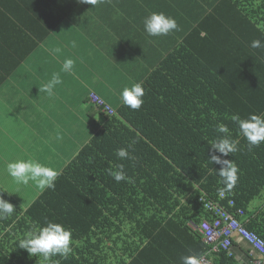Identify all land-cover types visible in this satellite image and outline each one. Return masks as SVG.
Here are the masks:
<instances>
[{
    "label": "trees",
    "instance_id": "1",
    "mask_svg": "<svg viewBox=\"0 0 264 264\" xmlns=\"http://www.w3.org/2000/svg\"><path fill=\"white\" fill-rule=\"evenodd\" d=\"M213 3L209 13L202 8V21L187 24L183 43L141 84L140 110L110 106L116 111L110 116L95 107L105 119L57 177L55 189L42 191L23 208L0 186V196L15 207L0 219V264H39L19 242L47 221L72 229L75 242L98 235V218L133 224L140 241L131 264H182L184 256L208 252L198 230L210 217L202 198L217 200L225 193L224 205L236 203L230 211L251 213V204L264 192V142L249 151L230 117L264 115V47H250L257 39L264 45V0ZM218 123L228 126L237 152L223 156L211 150L221 135L215 131ZM129 144L133 159L118 158L116 150ZM213 154L237 165L232 189L217 175L221 165L211 162ZM118 165L128 178L119 183L108 174ZM251 214L246 227L264 239V210ZM213 263L240 264L227 252L214 254Z\"/></svg>",
    "mask_w": 264,
    "mask_h": 264
},
{
    "label": "crops",
    "instance_id": "2",
    "mask_svg": "<svg viewBox=\"0 0 264 264\" xmlns=\"http://www.w3.org/2000/svg\"><path fill=\"white\" fill-rule=\"evenodd\" d=\"M213 2L104 0L90 6L77 0H0V186L19 198V204L21 194L34 191L40 195L42 191L32 182L16 185L7 173V164L35 158L60 175L103 123L95 117L102 112L91 109V94L117 110L123 104L122 89L144 83L183 43L187 24L202 21L204 17L198 19L202 8L211 12L208 6ZM152 12L175 18L180 30L149 37L143 20ZM55 47L62 51L52 56L49 50ZM66 58L76 61L73 73H61L63 83L56 86L53 96L39 93L38 87L60 71ZM57 131L61 140L56 139ZM250 209L251 213L264 210V192ZM251 213L242 221L249 222ZM104 221L97 219L94 231L98 235L93 240L73 241L66 263L76 259L83 264L133 262L140 241L133 224L121 225L117 218ZM232 255L240 264H252L259 257L238 238Z\"/></svg>",
    "mask_w": 264,
    "mask_h": 264
},
{
    "label": "clouds",
    "instance_id": "3",
    "mask_svg": "<svg viewBox=\"0 0 264 264\" xmlns=\"http://www.w3.org/2000/svg\"><path fill=\"white\" fill-rule=\"evenodd\" d=\"M80 4L95 6L103 3L104 0H77ZM144 31L149 37L167 36L173 31H179V25L175 18L166 15L163 12H152L143 20ZM71 47H76L75 41ZM250 47L253 49L262 48L260 40L251 41ZM52 56H57L62 49L55 47L49 50ZM76 61L72 58H66L60 67L59 72H53L51 78L38 87L39 93H44L51 97L54 95V89L57 85L63 83L61 73H73ZM144 89L140 83H133L130 87H124L120 93V98L125 107L132 110H140L143 104L142 97ZM238 128L240 134L246 139L249 151L258 147L264 142V115L251 114L248 118L242 119L237 113L230 117ZM215 131L219 135L212 143L211 150L218 152L223 156L237 152V141L230 136L229 128L226 124L218 123ZM56 139L61 140L62 134L57 131ZM135 143V141H133ZM128 148H119L115 155L120 159H133ZM212 163L221 165L217 172L221 182L227 189L235 187L238 180V167L233 160L221 159L220 156L213 154L210 158ZM118 170H109L108 174L117 182L126 181L123 165L117 166ZM7 173L12 177L16 185H28L32 182L36 188L41 191L46 189H55V181L59 172L45 164H42L35 158L20 159L15 162H9L6 166ZM9 193L8 191H6ZM15 210L12 203L0 196V219L10 216ZM73 233L72 229L66 228L61 223L47 221L38 229L28 232L19 242V248L27 251L30 257H37L39 264H60L59 260H53V257L59 256L67 260L73 252ZM182 264H201V257L198 255H187L181 258Z\"/></svg>",
    "mask_w": 264,
    "mask_h": 264
},
{
    "label": "built area",
    "instance_id": "4",
    "mask_svg": "<svg viewBox=\"0 0 264 264\" xmlns=\"http://www.w3.org/2000/svg\"><path fill=\"white\" fill-rule=\"evenodd\" d=\"M90 103L110 116L116 114V111L95 93L91 94ZM226 199L225 193L217 200L207 197L201 199L210 216L204 218L198 227L204 243L208 246V252L201 256V264H214L211 256L220 252H227L232 256V248L237 238L247 243L252 252L259 255L253 258L252 264H264V239L246 227L242 221L245 216L242 208L235 212L229 210L236 207L233 199L229 201L228 206L224 205L223 201Z\"/></svg>",
    "mask_w": 264,
    "mask_h": 264
},
{
    "label": "rangeland",
    "instance_id": "5",
    "mask_svg": "<svg viewBox=\"0 0 264 264\" xmlns=\"http://www.w3.org/2000/svg\"><path fill=\"white\" fill-rule=\"evenodd\" d=\"M93 108H95V106L94 105H92V107H91V109H93ZM96 109V108H95ZM95 117H96V119L97 120H102V121H104V114L103 113H97L96 115H95ZM30 185V184H29ZM35 187V186H34ZM35 189H36V187H35ZM38 189V188H37ZM41 191V190H40ZM29 194V195H28ZM16 195V194H15ZM38 192H32L31 194L30 193H27L26 194V196H23V194H21L20 195V198L22 199V200H20V204L21 205H23L24 207H26V206H29L37 197H38ZM15 199V198H14ZM17 202L19 201V198L18 199H15ZM19 203V202H18Z\"/></svg>",
    "mask_w": 264,
    "mask_h": 264
}]
</instances>
